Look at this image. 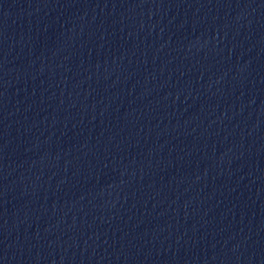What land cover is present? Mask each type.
<instances>
[{
    "label": "water",
    "instance_id": "obj_1",
    "mask_svg": "<svg viewBox=\"0 0 264 264\" xmlns=\"http://www.w3.org/2000/svg\"><path fill=\"white\" fill-rule=\"evenodd\" d=\"M0 264H264V0H0Z\"/></svg>",
    "mask_w": 264,
    "mask_h": 264
}]
</instances>
